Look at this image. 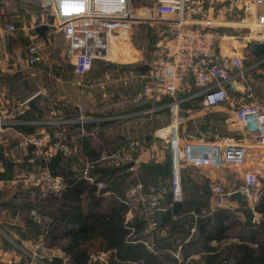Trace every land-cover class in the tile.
Instances as JSON below:
<instances>
[{
  "label": "built area",
  "instance_id": "built-area-1",
  "mask_svg": "<svg viewBox=\"0 0 264 264\" xmlns=\"http://www.w3.org/2000/svg\"><path fill=\"white\" fill-rule=\"evenodd\" d=\"M33 1L46 5L54 15L55 27L66 42V59L78 76L87 75L96 61L109 59L119 40L126 38L135 26L141 23L164 26L157 32L160 60L143 75L141 96L156 102L165 97L171 98L168 104L153 109L169 108L171 115L170 123L154 131L153 137L171 146L170 184L173 202L184 200L183 169L227 170L235 178L233 184L213 182L210 185L216 207L237 203L232 196L240 194L243 204L254 211L259 200L261 180L264 181V90L258 94L251 82L252 76L256 74L264 80V69L260 67L264 65V53L255 56L250 52V47L253 44L264 45V0ZM7 27L13 29L12 26ZM219 28H233L234 32L225 34ZM41 50V43L28 45L30 60L41 61ZM246 60L250 61L248 66L245 65ZM190 82L195 91L187 94L191 90ZM30 99L18 104L19 116L25 114ZM196 99H201L207 111L226 104L232 106L235 122L243 128V134L227 137L217 135L214 141L206 142L204 138L207 135L204 134L201 143H183L179 132L185 121V111L181 110V105ZM50 122L39 124L50 126ZM21 123L24 122H17ZM2 124L3 121H0V126ZM50 135L46 130L39 136H26L25 143L34 146L38 154L45 158L49 156L48 151L70 153L62 137L44 152L50 143ZM132 147L110 156L118 158L115 163L117 166L128 165L133 161L130 150L134 149L135 152V148ZM91 165L85 166L83 177L91 183L95 182L99 191L105 189L103 181H95L89 175ZM129 169L136 170L135 167ZM39 174L42 175L33 178V174L25 179L29 178L28 183L45 194L60 192L66 186L62 177L52 176L46 168L41 169ZM3 187L4 183H0V191ZM141 188L142 185L138 184L131 194L138 192L137 197L144 199ZM131 209L130 206L128 221ZM159 210L166 213L167 207H158L156 201L151 202L145 231L151 236L164 233L156 217ZM141 243L150 251L154 250V238L151 242ZM37 244V248L45 250L42 238ZM24 252L28 258L27 264H49L46 257ZM104 256L99 260L106 264ZM200 256L185 257L180 247L173 253L175 262L172 264H196V257Z\"/></svg>",
  "mask_w": 264,
  "mask_h": 264
},
{
  "label": "trees",
  "instance_id": "trees-1",
  "mask_svg": "<svg viewBox=\"0 0 264 264\" xmlns=\"http://www.w3.org/2000/svg\"><path fill=\"white\" fill-rule=\"evenodd\" d=\"M55 69L56 67L53 68ZM3 80L6 86L10 87L13 95L20 98L25 95L20 83L21 74L3 77ZM194 91L195 88L192 86L187 94H192ZM170 101L171 98L168 97L160 102L151 100L132 112L151 111ZM196 101L201 102V99L184 102L181 110L186 111L189 108L200 110V107L194 108L193 104ZM62 111L66 118H78L80 115L78 109L71 107H64ZM152 112L157 115L167 114L169 121L171 120L169 108ZM152 112L145 116H152ZM34 113L29 110L23 117L29 120ZM77 125L74 123L66 126L75 132ZM93 127V123H90L84 128L89 130ZM17 130L22 134H33L37 126L20 125L17 126ZM49 130L52 141H55V129L49 128ZM65 136V143L73 148L74 143L71 140L73 134L66 132ZM99 137L105 146L113 143L114 151L133 146L126 138L116 137L115 141H111L105 135L99 134ZM81 140L83 157L73 152L70 154L57 152L45 158L36 155L35 147H30L29 154L21 164L5 156L4 148L0 146V181L12 180L15 168L19 167L27 172L46 168L52 176L62 177L66 183L63 190L54 193L43 194L39 189L34 188L33 191L42 194L41 197L39 196V201L15 206V213L19 212V209L27 212V216H21L23 227L18 230L21 240L42 238L46 247L62 251L64 256L51 258L48 260L49 264H103L99 260V256L102 255H105L106 264H172L175 262L172 252H175L179 246L184 249L185 257L191 254L193 248H204L207 251L203 257L205 264H264V188L260 191L254 211L248 207V210L243 211L246 214L243 219L229 216L228 210L218 209L212 212L208 203V188L188 178L182 179L184 200L173 202L170 153L164 162L151 160L140 164L136 174H133L129 172L128 165L101 167L100 151L92 149L94 141H91V137L87 135ZM134 154H137V151ZM85 158L92 164L89 175L95 181L102 180L107 183L105 189L99 191L95 182L91 183L83 177ZM160 178L167 179L169 185V192L162 205L167 207L164 223L167 234L163 238L145 233L148 216L134 215L131 220L126 221V215L130 210L126 195L130 190L128 187L131 184V187L141 184V192L146 196ZM186 179L189 180L188 188H184ZM105 192H112L113 195L105 198L103 195ZM225 212L226 214H223ZM30 213L40 216L42 224ZM254 213L260 216L259 220L255 219ZM192 216H198L196 222ZM193 229H195L194 233H192ZM153 238L154 250L150 251L141 241L151 242ZM233 239L237 241H232ZM211 241H215L218 245L210 246Z\"/></svg>",
  "mask_w": 264,
  "mask_h": 264
},
{
  "label": "rangeland",
  "instance_id": "rangeland-1",
  "mask_svg": "<svg viewBox=\"0 0 264 264\" xmlns=\"http://www.w3.org/2000/svg\"><path fill=\"white\" fill-rule=\"evenodd\" d=\"M32 1L30 0H9V1H2L0 5V20L4 23L10 22V24L17 22L16 25H18L19 20H25V22L28 21L30 14L34 12L32 8L29 6ZM33 3V2H32ZM34 5L35 2L33 3ZM28 5V6H27ZM42 11L44 14V19L46 22H50V18L52 17V20L55 22L54 15L49 11L48 7L44 4H42ZM5 13V15H4ZM148 16H151V14ZM6 19V20H3ZM9 24V23H7ZM164 26L156 23H141L137 26H135L130 34L126 38H121L119 42L114 47V53L109 57L107 60H100L96 61L94 63L93 69L84 76H78L72 72V68L67 63L66 70L63 68V73L60 76L55 78L47 77L45 73H40L41 66L39 65V61H31L29 58L22 59L23 62L27 65H29L30 72L31 73H40L41 75H38V77H34L35 80L33 82H37L39 86L42 89V95L46 96V102L42 103V108L47 103L50 112L54 113H47L46 119L47 122H50V128H54L55 134L57 135L58 129L63 123L62 120H66L61 108L64 107H71L72 109H78L79 113H81L82 117L80 120L82 121H101L104 123H112L109 126V129L105 128V125H100L99 127V134L107 136V134L111 131L113 134L110 135V137H122L126 138L128 141V135L132 132L133 129H136L135 131L142 130L140 134V138L142 137V142L144 146H149V144H154L155 147L158 148L160 151L158 153L159 156L155 157V160L152 159V157L149 158H143V162L140 160V157L136 159L134 156V149L131 151L132 153V159L133 161L128 163V170L129 172H132L133 174H136L138 167L142 163H146L149 161L154 162H164L168 159L169 153L171 151V146L165 142H161L156 140L153 137L154 131L165 127L170 123L169 121V115L162 114L153 116L152 118L148 117L145 118L144 116L139 117L134 114L135 112H132L136 108L140 107L143 104L148 103L149 101L146 100L141 96V88H142V82H143V75L147 74L148 71H151V67L158 63V60H160V53L159 48L157 46L159 42V38L157 35L158 30L162 29ZM54 29L51 28L49 32L51 33ZM233 28L227 29V33H233ZM10 32H16V31H10ZM19 32V31H18ZM245 30L243 31V33ZM19 36V34H18ZM50 46H46L45 52L49 54V56L52 59V63L49 67L52 69L56 66L58 67V61L59 58L61 59L62 54H60V50L62 49V40L60 36H57L56 34L53 35V37H49ZM36 42H39L36 40ZM28 43L27 45H29ZM28 47V46H27ZM22 53V52H21ZM42 53V52H41ZM22 58V57H20ZM140 58L139 61H132ZM57 62V63H56ZM250 64L249 60L245 61V65L248 66ZM49 65V64H48ZM56 65V66H55ZM111 65H114L112 67ZM53 71V70H52ZM53 73V72H52ZM259 76V75H258ZM59 80V81H58ZM252 84H255L254 86L259 87V91L264 90V80L259 79L256 75L252 76ZM191 86V82H190ZM192 89V86H191ZM263 89V90H262ZM258 91V92H259ZM26 97V94L23 96ZM44 104V105H43ZM194 108L200 107V110L196 109H187L184 113L185 121L183 126L185 127V122L188 118L192 117L194 114H198L200 112L205 113V115H216L219 114L220 111L217 110H204L203 104L201 102L196 101L194 104ZM228 109H230L229 104L226 105ZM142 115V114H141ZM212 116V117H213ZM141 117V118H140ZM113 119L111 121H107V119ZM62 119V120H61ZM73 119V118H71ZM214 118L211 119V123L215 124L213 122ZM217 119H215V122ZM49 125H46L48 127ZM65 126V125H64ZM107 126V125H106ZM182 126V127H183ZM182 127H180V140L184 143H190L191 141L194 143H201L200 139L202 138V135L206 134L207 138H204V141H214L215 136L217 135L220 137H227V136H236L237 131H233V129H229L228 125H221V130H212L210 132L202 131L200 136L198 138H187L184 139L181 135ZM61 129V128H60ZM66 130L68 134H73L75 136V132L70 129L69 127L63 128ZM107 130L108 133H107ZM190 131V130H189ZM72 140V139H71ZM13 145L15 143H19V141L13 139ZM65 143V142H64ZM72 143V142H71ZM67 144V145H66ZM93 144H96V142H93ZM65 145L68 147V143L66 142ZM133 148L132 146L130 149ZM69 154V153H68ZM118 162V158L115 157H104L102 161H100L99 165L101 167L106 166H117L115 163ZM135 161V162H134ZM141 162V163H140ZM121 163V162H120ZM124 163H127L126 161ZM135 167L136 170L134 171L130 170L129 168ZM39 170V169H38ZM33 171L34 177L37 178L42 174H39L40 170ZM206 171H200V172H193L190 170H182L183 179L188 178L189 180H192V177L195 175L199 177L201 180H206L207 175H209L210 171L209 169H203ZM29 173V172H28ZM27 173H25L22 178L28 177ZM235 179V178H234ZM189 180H185L184 188L189 187ZM102 181V180H100ZM25 183V182H23ZM198 183V182H196ZM238 183V182H237ZM261 189L264 188V181L261 180ZM130 185V184H129ZM132 185V184H131ZM128 187L130 190L127 192V196L131 198L128 203L132 206L130 219L133 218L134 215L137 216H148L147 212L149 211V208L151 207V202L156 201L158 203V207L163 205V201H165V196L169 192V185L167 179H158V182L156 185H153L148 194L145 196L142 194L140 189V193L144 199H141L137 197L139 194L138 192L134 195L131 194V191L136 187ZM107 183H105L106 188ZM14 188L11 189L9 192V208L12 212H15V206L19 204H24L26 202H37L39 201V198L42 196V194L37 193L33 189L34 186L31 185V183L26 184H20L13 186ZM260 189V191H262ZM40 190V189H39ZM184 190V189H183ZM40 192H42L40 190ZM43 193V192H42ZM259 192V196H260ZM45 194V193H43ZM111 194V193H110ZM185 194V193H184ZM113 194H111L112 196ZM40 196V197H39ZM160 202V203H159ZM245 204V203H244ZM241 205L238 209L232 210V208L222 209V210H228L230 211L229 216H235L238 218H242L246 216L245 210H248L250 207L245 205ZM249 207V208H248ZM20 218L21 216H27L26 211L18 210ZM223 214H226L223 213ZM35 218H40V216H37V214H31ZM129 215V213H128ZM127 215V216H128ZM256 216L255 219L259 220L258 214L254 213ZM157 217V216H156ZM158 218V217H157ZM178 218V217H177ZM176 218V219H177ZM159 221V220H158ZM0 228L4 229L9 228V225L3 220L0 221ZM42 224V221L40 222ZM160 224V222H159ZM161 225V224H160ZM164 226V224H163ZM164 231V233H160L159 237L163 238L162 236H166L167 231L166 229H161ZM160 230V231H161ZM162 234V235H161ZM147 235V234H146ZM38 243V242H37ZM36 244V243H35ZM38 244H36V247H29L28 244H25L23 247L19 248L22 253L30 252L31 254L46 257L44 253L42 252L41 247L37 248ZM33 250V251H32ZM101 256H99L100 258ZM106 260L104 256V261ZM48 261V260H47ZM104 264V263H103Z\"/></svg>",
  "mask_w": 264,
  "mask_h": 264
},
{
  "label": "crops",
  "instance_id": "crops-1",
  "mask_svg": "<svg viewBox=\"0 0 264 264\" xmlns=\"http://www.w3.org/2000/svg\"><path fill=\"white\" fill-rule=\"evenodd\" d=\"M2 1H4V0H2ZM6 1H9V0H6ZM30 1H32L33 3L35 2V4H37V5H34L32 2L30 3L31 6H29V7L32 8L34 10V12L30 14V17H29L27 22H25V20H21V21L19 20L18 25H16L17 22H15V24L14 23L10 24V22H7V23H9V24H7V23H4L3 21L0 20V121H3V124L0 126V146L4 148L5 156L10 158L13 162H15L17 164H21L23 159L29 154L30 147H32V148L34 147L30 144L25 143L26 136H39L42 133H44V131H46V130L51 134V131L49 130V128L51 126H48L46 128V125L43 126V125L39 124V122L47 121L45 112L49 113L50 109L46 103L45 108H44V106L42 108L43 113H44L42 116H39V114L36 112L34 114H31V117L29 120L24 119V117H23L24 115L19 116L17 114V111H18L17 108H18V104L23 101V99H22L23 97L20 98V97H17L16 95H13L10 87L6 86V83L3 80V77H13L17 74H21L20 83H22L21 87H22V89H24L25 94H26V97H24L25 98L24 101H25L29 98H32L34 95H36L38 93L42 94V89L39 86V84L37 82H33V80H35L34 77H38V75H41L40 73L43 72V73H45V75L47 77L49 76L51 78L57 79L58 76L61 77V75L64 71L63 68L66 70V68L64 66H66L67 63L69 64V62L66 59V42H65L64 37L61 34V32H59L56 29L55 24L52 20V17L50 18L51 23L46 22L44 19L43 11L41 9L43 3L36 2L33 0H30ZM0 5H1V3H0ZM4 15H5V13H4ZM151 16L153 17L152 14H151ZM213 16H215V13H213ZM3 20H6V19H3ZM55 22H56V20H55ZM7 26H12L13 29L10 30ZM40 26L46 27V30L43 32V34H40L38 32V28ZM51 28H53L54 30L51 33H47V32H49V30ZM13 30L16 32H10ZM218 30L222 33L228 34L227 28H219ZM18 34H19V36H18ZM55 34L57 36H60V38L62 40V49L59 51L60 54H62V57H61V59L59 58V61H58L59 66L57 67L55 65L56 69L53 70L49 66L51 64H53L54 62L52 63V59L49 56V54L47 53V51L45 52V48H46V46L47 47L50 46L49 45V42H50L49 37H53V35H55ZM36 40L39 41L38 43H41V45H42L41 61H39V63H40L39 65L41 66L40 68L42 71L38 74L31 73L30 72L31 68H29V65L25 64L24 62L22 64V59L25 60L26 57L29 58V54L27 53V46H28L27 44L28 43L32 44V43L36 42ZM20 57H22V58H20ZM257 59H258V57L256 58V60ZM135 60L139 61L140 58H137V59L134 58V60H132V61H135ZM111 66L114 67L113 65H111ZM70 67H71V65H70ZM260 67L264 69V65H261ZM71 70L74 73L73 68ZM56 75H58V76H56ZM256 76L259 78V76L257 74H256ZM251 85L255 88V90L257 92L260 90L259 87L254 86L255 84H251ZM258 94H261V91H259ZM236 96H240V95H236ZM43 102H46V100H44ZM41 105H42V103H41ZM226 105L212 109V110L220 111L219 114H216L214 116L213 115L208 116V115H205V113L200 112V113L194 114L192 117L188 118L185 122V127L183 125H181V127L183 126L182 127L183 129L181 132V135L183 136V138L184 139L198 138L200 136V134L202 133V131L209 130L210 132H212V130H218V129L221 130V125H228L230 131H231V129H233V131H235V132L237 131L236 136L242 135L244 131H243V128H240L237 125V123L235 122L234 108L229 105L230 109H228L226 107ZM29 110H31V109L28 106V109L26 110V112H28ZM61 110H62V108H61ZM152 111L153 110L144 111V112L140 111V112L134 113V114H136L138 117L140 115V116H144L145 118H148V116L147 115L145 116V114L152 112ZM154 111H157V110H154ZM50 113H54V112H50ZM79 114L80 115L78 118H73V119L67 118L66 119V117L64 116L66 120L61 119L63 121V123L61 124V126L58 129L57 135L55 134L56 140H58L59 137H62L63 143H64L66 140V136H65L66 130H64L63 128H65L67 124L77 123L78 128H76V130H75L76 134H75V136L71 137L72 142L74 143V146H73V148L71 146H68L70 153H72V152L78 153V154H80V156H82V157L84 156V155H82L83 154V148H82L83 142L81 139L83 138V136H86V135L91 137V141L96 142V144H92V149H94L96 151H100V160L99 161H102L105 156L110 157L111 155L116 153L117 151H114V149H112L113 143L105 146L100 141V137H99L98 133H99L100 123H103V122L98 121V120L97 121L95 120V121H89V122L85 121L84 122L83 120L82 121L80 120L82 115H81V113H79ZM153 116L157 117L158 115L154 114L152 112V116H150V118H152ZM212 118H214L213 122L216 123V125L210 122ZM215 119H217L216 122H215ZM111 120H113V119H111ZM111 120H110V118L107 119V121H111ZM16 121L17 122L22 121L24 123L17 124ZM90 123H93L94 127L89 129V130L85 129L84 127ZM110 124H112V123H109V122L106 123L107 126L105 125V128L109 129ZM20 125H35V126H37V130L33 134H22L17 130V126H20ZM135 130L136 129H133L132 132L128 135V141L131 142V145H133L135 148V151H137V154H135L136 159L138 157H140V160L143 162L144 161V160H142L143 158H149L150 159L152 157V159L155 160V157L159 156L158 153L160 152L158 150V148L155 147V145H156L155 143H157V142H155L154 144H151V145L149 144V146H144L142 143V137L140 138V136H142V134H143V133L140 134L142 130L140 129L138 132ZM108 131L109 130H107V133H108ZM111 134H113V132L110 131L107 134L106 138L111 140V141H115L116 137L115 136L110 137ZM50 136H51L50 143L44 148V152L45 151L47 152V150L49 149V146L54 142V141H52V134ZM13 139L19 141V143L18 144L15 143V145H13V141H12ZM35 153H36V155H40V154H38L36 149H35ZM54 154H56V153H52V152L48 151L49 156H47V158L54 155ZM32 160L33 159H31V161ZM85 160H86L85 161V163H86L85 166H86L90 162L87 158H85ZM38 169L41 170V169H45V168H38ZM1 171H3V168L1 169ZM190 171L200 172V171H206V170L194 169V170H190ZM209 171H210L209 175L205 176L206 180L205 179L201 180L199 177H197L195 175L192 177V180H194L195 183L198 182L196 184L208 188V190H209L208 203H209L210 210L212 212H214L218 209H227V208H229V209L232 208V210L238 209L242 204H240V202L237 199H235L233 201H237L238 204L235 202H232V204H229L228 206L216 207L214 199H213V192H212L211 187H210L211 183L217 182V183L233 184L235 182V180H234V177H232L231 173H229L227 170L209 169ZM25 173H27V175H29V176L35 174L33 172L28 173L26 170H23L19 167H16L12 180L0 181V183H4V187L0 191V221L4 220L9 225V228L7 227V229H4L5 231H3L2 228H0V264H27L28 260L26 259L24 253H22V251L19 248L23 247L25 244H28L29 247H36V244L39 240V239L38 240H27V241L21 240L20 235L18 233V230L20 227H23L22 218H20V215L18 212L17 213L12 212L11 209L9 208V204H10L9 192L11 191V189L14 188L13 186H16L17 184L22 185V184L28 183L29 178L27 180L25 178L24 179L22 178V176ZM23 182H25V183H23ZM108 193H109L108 195H104L105 198L111 197L112 192H108ZM126 195H127V193H126ZM127 198H128V201H129V199L131 200V198H129L128 196H127ZM107 201H108V199L106 200V202ZM104 210H106V208H104ZM127 215H128V213H127ZM192 217H193L194 222H196L198 216H192ZM257 217L260 218V216H257ZM175 219H176V217H175ZM126 221H128V218L126 219ZM160 227H161V229L165 228L163 225L159 224V228ZM192 233H194L193 230H192ZM162 237H164V236H162ZM232 241H237V239H233ZM209 245L210 246H216V245H218V243H216L215 241H211L209 243ZM180 247H178V249L175 252H177ZM182 249L183 248L181 247V254L184 255V253H183L184 249L183 250ZM41 251L46 252L44 254L46 255L47 260H50L51 258H54V257L62 258L64 256L61 250H59L57 248H48V247H46V245H45V250H41ZM175 252H172V253H175ZM206 254H207V251L204 248H197V249L193 248V250L189 256L201 255L199 258L196 257V260H195L196 264H201V263H205L203 261V257Z\"/></svg>",
  "mask_w": 264,
  "mask_h": 264
},
{
  "label": "water",
  "instance_id": "water-1",
  "mask_svg": "<svg viewBox=\"0 0 264 264\" xmlns=\"http://www.w3.org/2000/svg\"><path fill=\"white\" fill-rule=\"evenodd\" d=\"M46 30L45 26H40L38 28V32L40 34H43V32ZM250 52L255 56H261L264 53V45L261 44H253L250 47ZM114 66V65H113ZM46 100V96L42 95L41 93H38L34 95L28 102V106L31 110L38 114L43 113L41 102ZM233 199H237L241 204H243V198L240 194H235L232 196ZM157 217L161 225L164 224L166 219V213L164 211H157Z\"/></svg>",
  "mask_w": 264,
  "mask_h": 264
}]
</instances>
